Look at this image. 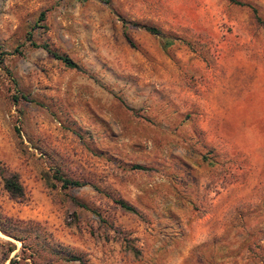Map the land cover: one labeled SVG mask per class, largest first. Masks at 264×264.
Listing matches in <instances>:
<instances>
[{
    "label": "rangeland",
    "instance_id": "obj_1",
    "mask_svg": "<svg viewBox=\"0 0 264 264\" xmlns=\"http://www.w3.org/2000/svg\"><path fill=\"white\" fill-rule=\"evenodd\" d=\"M237 1L0 0V264H264V0Z\"/></svg>",
    "mask_w": 264,
    "mask_h": 264
},
{
    "label": "trees",
    "instance_id": "obj_2",
    "mask_svg": "<svg viewBox=\"0 0 264 264\" xmlns=\"http://www.w3.org/2000/svg\"><path fill=\"white\" fill-rule=\"evenodd\" d=\"M97 1H99L105 5H108L110 2V0H97ZM229 1L234 3V4L248 6L247 4L242 3L240 1H237V0H229ZM251 10L253 12L255 11L253 8H251ZM120 20H121V26H122L124 36L127 40H128V37L125 33V30L127 29V27L129 25L140 26L146 32L153 34V35H156V36H159L162 49H166L167 47L171 46L176 40V39L171 38V37H163L162 35L159 34V31L154 27L137 25V23H129L123 19H120ZM29 36L30 35L28 34V38H29ZM31 44L38 46V47H41L48 54H50L52 57H54L55 59L62 62V64L64 66H66L68 68L79 69V66L73 60H71L66 55L59 54L56 51L52 50L46 43L35 44L34 42H31ZM0 61H1V57H0ZM131 168H133V169H144V167L142 165H139V164L132 165ZM0 174H1V179H2V187L7 192V194L13 198H17V197L22 196L23 190H22L21 184L18 181L17 175L15 173H5L4 174L2 172V170L0 171ZM55 178L58 182L61 183L62 187H76V186H81L84 184L83 182H80L78 180L65 178L61 175H56ZM114 202L118 205L119 208H121L124 211H129V212H133V213L136 212V209L132 205L128 204L127 202L123 201L122 199H116Z\"/></svg>",
    "mask_w": 264,
    "mask_h": 264
}]
</instances>
